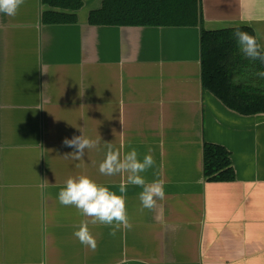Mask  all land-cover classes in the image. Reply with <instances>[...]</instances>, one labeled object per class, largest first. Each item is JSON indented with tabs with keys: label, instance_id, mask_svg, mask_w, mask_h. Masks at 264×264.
I'll use <instances>...</instances> for the list:
<instances>
[{
	"label": "crops",
	"instance_id": "1",
	"mask_svg": "<svg viewBox=\"0 0 264 264\" xmlns=\"http://www.w3.org/2000/svg\"><path fill=\"white\" fill-rule=\"evenodd\" d=\"M45 24L41 0L0 14V264H264V113L240 114L201 84L200 26ZM202 26L248 25L264 49V0H200ZM43 108V109H38ZM99 141L81 160L65 138ZM205 142L224 146L231 181L204 177ZM154 165L165 198L125 195L130 229L91 223L58 193L87 176L119 194L126 174H101L109 147ZM44 185L41 188V185ZM82 222L92 249L73 233Z\"/></svg>",
	"mask_w": 264,
	"mask_h": 264
},
{
	"label": "trees",
	"instance_id": "2",
	"mask_svg": "<svg viewBox=\"0 0 264 264\" xmlns=\"http://www.w3.org/2000/svg\"><path fill=\"white\" fill-rule=\"evenodd\" d=\"M48 9L41 13L45 24L77 22L76 11L83 0H41ZM91 25L115 26H200L201 84L225 106L240 114L264 113V63L245 58L236 46L237 29L255 36L248 25L217 29L202 26L200 0H101L88 13ZM204 177L207 181L235 178L229 151L222 145L205 142Z\"/></svg>",
	"mask_w": 264,
	"mask_h": 264
},
{
	"label": "clouds",
	"instance_id": "3",
	"mask_svg": "<svg viewBox=\"0 0 264 264\" xmlns=\"http://www.w3.org/2000/svg\"><path fill=\"white\" fill-rule=\"evenodd\" d=\"M24 0H0V14L14 17ZM233 39L242 55L251 60H259L264 63V49L258 44L255 36L239 29L233 32ZM260 78H264V71L256 73ZM43 109V108H38ZM99 141L86 137L81 131V135L65 138L63 145L73 149L67 156L76 160H81L85 156V151L96 148ZM153 157L145 155L142 160L138 158L136 149L127 152L123 157L119 151H114L109 147L105 160L100 164L101 174L112 176L116 174H126V182L119 186V194L112 191L109 187L96 183L87 176L78 178H69L65 186L58 193V201L64 206H74L80 213L90 217L91 223L97 222L114 226L112 235H115L117 229L121 226L130 229L132 225L129 222L125 195L128 185L142 187L140 193V202L142 208L153 209L157 200L165 198V190L162 182H146L141 175L154 165ZM44 185H41L43 188ZM73 235L78 238L81 244L92 249L96 247V240L89 231L86 222H82L78 230Z\"/></svg>",
	"mask_w": 264,
	"mask_h": 264
}]
</instances>
